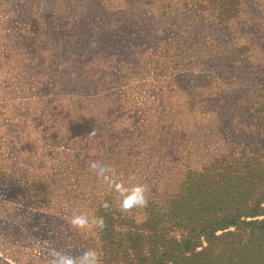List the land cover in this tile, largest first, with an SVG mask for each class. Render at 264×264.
Instances as JSON below:
<instances>
[{"label":"rangeland","instance_id":"1","mask_svg":"<svg viewBox=\"0 0 264 264\" xmlns=\"http://www.w3.org/2000/svg\"><path fill=\"white\" fill-rule=\"evenodd\" d=\"M94 160L148 206L121 213ZM49 245L264 264V0H0V264Z\"/></svg>","mask_w":264,"mask_h":264},{"label":"clouds","instance_id":"2","mask_svg":"<svg viewBox=\"0 0 264 264\" xmlns=\"http://www.w3.org/2000/svg\"><path fill=\"white\" fill-rule=\"evenodd\" d=\"M91 135H95L94 132ZM89 170L106 188L108 193H114L115 204L121 213L131 214L134 209H144L149 203L150 188L146 183L130 174L126 179L121 178L116 170L106 166L99 160L89 163ZM102 207L108 209L111 204L102 202ZM68 223L79 233L102 232L106 227L103 217L92 216L80 211H74ZM103 251L98 247H91L78 255L70 254L51 245L43 249L46 264H103Z\"/></svg>","mask_w":264,"mask_h":264}]
</instances>
